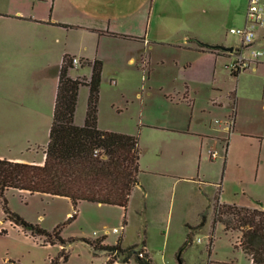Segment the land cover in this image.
I'll use <instances>...</instances> for the list:
<instances>
[{"label": "rangeland", "instance_id": "obj_1", "mask_svg": "<svg viewBox=\"0 0 264 264\" xmlns=\"http://www.w3.org/2000/svg\"><path fill=\"white\" fill-rule=\"evenodd\" d=\"M5 4L6 0H0V10ZM247 6L248 0H208L207 6L198 4L199 13L204 10L200 16L212 19V27L205 33L219 40V44L240 46V38L229 30L244 26ZM150 42L151 46L135 57L132 68L118 73L106 66L100 84L98 128L139 137L141 173L138 190L132 191L127 210L116 205L80 202L76 218L65 223L70 216L67 212H73L66 200L10 189L6 199L13 213L48 232L59 226L62 239L76 240L65 246L59 242L50 246L44 237H38L35 245L32 238L13 229L8 235L0 234V264H13L7 259L16 257L20 264H49L61 251L68 254L62 264L106 263L110 258L107 253L94 255L82 241L101 237L111 245L122 237L121 245L125 248L137 244L140 249L145 245L152 264H250L249 256L239 247L234 248L239 231L225 232L221 224L212 230L213 199L229 144L224 197H248L253 206L264 204V140L260 139L264 138V71L246 70L235 76L225 67L228 57L220 56L215 83L210 79L204 81L200 74L203 66L212 62L210 58H199L188 65L194 58L188 52L173 43ZM15 54L14 44L0 39V91L9 83L15 84L12 67L19 60ZM144 56L145 71L140 62ZM86 71L78 69L72 74L82 75ZM31 79L37 82L20 76L26 86H40L44 75H32ZM30 90L35 98L28 102L33 108L40 99L36 101L38 92L34 93L32 87ZM87 95V87H81L76 123L82 124L85 117ZM225 118L226 122L235 118L237 125L230 132L219 134L224 141L216 147H201L198 138L185 134L190 123L214 127L216 121ZM51 121L49 112L43 118L27 116L0 100V133H46ZM213 151L218 156L212 159ZM202 214L206 222L199 227ZM4 217L0 204V227H7ZM113 264L136 262L134 256L121 254Z\"/></svg>", "mask_w": 264, "mask_h": 264}, {"label": "crops", "instance_id": "obj_2", "mask_svg": "<svg viewBox=\"0 0 264 264\" xmlns=\"http://www.w3.org/2000/svg\"><path fill=\"white\" fill-rule=\"evenodd\" d=\"M198 4L207 6L208 0H6L4 9L0 10V39L14 44V53L19 60L12 67V74L17 76L14 77L15 84L13 86L9 83L2 88L0 100L14 105L15 111L20 114L43 118L49 112L52 118L59 68L64 55L78 58L82 62L80 66L74 65L69 71L72 78H89L91 67L83 66V60L97 59L102 62V72L110 65L119 73L132 68L135 57H139L141 50L151 46L150 41L173 43L181 51L188 52L194 57L188 65H192L199 58H210L212 62L203 66L200 76L204 81L210 79V82L215 83L216 62L220 56L212 52L200 51L194 39L211 45L217 44L219 40L215 41L212 36L205 33L208 32L206 29L212 27V19L200 16L204 10L202 8L199 13ZM108 33L129 35L135 39L121 38ZM258 46H260L259 42L243 52L251 56L253 49ZM143 58L140 62L144 67L142 70L145 71L146 57ZM78 69L87 71L82 75H73L72 72ZM249 70L264 71V63H259ZM21 75L33 83L37 81L31 79L32 75H36V78L37 75H44V80L40 86L28 85V83L26 86V82L20 81ZM31 87L34 93L38 92L36 101L40 99V103L33 108L31 102H28L31 101V97L35 98L31 96ZM187 97L190 98L188 95ZM44 106H46L45 110ZM227 120L225 118L219 120V123L216 122L214 127L217 130L213 129L212 125L208 127L205 124L198 126L190 123L185 134L198 138L201 147H207L209 144L216 147L224 141L219 134L230 132L227 130ZM74 122L81 126L84 119L82 124L76 123L75 119ZM236 125L234 118L231 129L234 130ZM49 128L50 126H47L46 133H0V146H2L0 158L42 164ZM237 131L247 133L242 130ZM260 139L264 140V138ZM224 148L221 145V149ZM228 148L229 144L225 153L224 167L230 154ZM225 181L222 177L219 182L221 183L220 202L264 209L263 203L262 206L251 205L248 197L230 200L225 198L224 189L222 191ZM134 189L138 190V186ZM62 199L70 203L68 199ZM67 215H71V212H67ZM5 221L7 227L3 225L0 227V231H5L3 235H8L10 230L17 229L24 233L26 238H32L35 242L39 240L25 233L19 226L13 225L11 221ZM103 244L111 245L105 239ZM46 245L51 246L49 243ZM121 247L125 248L122 245ZM144 247L149 255L146 246ZM7 262L20 264L17 257L8 258ZM104 263L90 262V264Z\"/></svg>", "mask_w": 264, "mask_h": 264}, {"label": "trees", "instance_id": "obj_3", "mask_svg": "<svg viewBox=\"0 0 264 264\" xmlns=\"http://www.w3.org/2000/svg\"><path fill=\"white\" fill-rule=\"evenodd\" d=\"M108 34L135 39L124 34ZM194 40L200 51L226 56L222 49ZM83 63V66L91 67L90 77L72 78L69 75V71L74 68L72 57L63 56L43 163H24L0 158V204L4 219L19 226L33 238L44 237L51 245L59 242L60 245L65 246L76 239H62L58 232L59 226L48 232L13 213L6 199L8 190L68 199L73 212L67 218L65 222L67 223L76 218L77 205L80 202L116 205L126 211L130 195L139 184L141 173L138 135L98 128L102 62L94 59L83 60ZM84 86L88 89L87 104L83 125L79 126L75 124L74 119L79 90ZM223 172L224 165L221 178ZM220 192L221 183H218L213 199L212 230L217 224H221L225 232L239 231V241L234 248L239 247L246 256L252 257V264H264V209L222 203L219 200ZM259 204L262 206L261 203ZM205 222L206 216L202 214L198 226H204ZM123 223L126 224L125 217ZM4 232V230L0 231V233ZM104 239L105 237H101L94 240L82 239V241L92 249L94 255L107 253L110 258L105 264H113L121 254L134 256L136 264H152V259L142 249L145 245L140 249L137 248V244L122 248V237H119L113 245L101 244ZM187 242L188 239L180 247L178 257ZM212 243L213 239L210 235V248ZM64 249L65 247L61 248ZM139 253L142 256H139ZM58 257L51 259L49 264L65 263L68 254L61 251Z\"/></svg>", "mask_w": 264, "mask_h": 264}, {"label": "built area", "instance_id": "obj_4", "mask_svg": "<svg viewBox=\"0 0 264 264\" xmlns=\"http://www.w3.org/2000/svg\"><path fill=\"white\" fill-rule=\"evenodd\" d=\"M229 32L237 35L241 43L238 47H232L231 52H225L226 57H228L225 67L231 74L240 73L254 68L259 63H264V0H248L244 26L232 28ZM257 42L260 43V46L253 49V54L251 56L245 55L243 51L252 48ZM72 63L78 66L82 64L81 60L75 57H72ZM110 82L115 84L113 80H110ZM226 124L227 130L230 131L232 120L226 122ZM217 156L216 151L210 153L212 159ZM113 232H118V230L113 229ZM197 241L201 242L200 239ZM142 249L145 251V247H142ZM139 256H142V254L139 253ZM248 260L250 264L253 263L252 257H249Z\"/></svg>", "mask_w": 264, "mask_h": 264}, {"label": "water", "instance_id": "obj_5", "mask_svg": "<svg viewBox=\"0 0 264 264\" xmlns=\"http://www.w3.org/2000/svg\"><path fill=\"white\" fill-rule=\"evenodd\" d=\"M213 46H215V47H217V48H220V49H222V50L225 51V52H231V51L233 50L232 47L225 46V45H222V44H215V45H213Z\"/></svg>", "mask_w": 264, "mask_h": 264}]
</instances>
